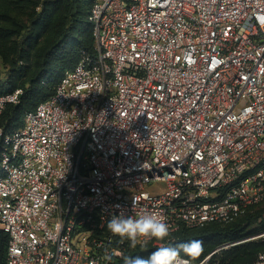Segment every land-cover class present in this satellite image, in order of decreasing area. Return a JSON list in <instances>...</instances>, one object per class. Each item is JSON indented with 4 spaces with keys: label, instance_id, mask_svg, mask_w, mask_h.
Here are the masks:
<instances>
[{
    "label": "built area",
    "instance_id": "built-area-1",
    "mask_svg": "<svg viewBox=\"0 0 264 264\" xmlns=\"http://www.w3.org/2000/svg\"><path fill=\"white\" fill-rule=\"evenodd\" d=\"M89 20L94 51L0 127L7 264H116L113 215L157 213L163 246L264 200V0H94Z\"/></svg>",
    "mask_w": 264,
    "mask_h": 264
},
{
    "label": "trees",
    "instance_id": "trees-1",
    "mask_svg": "<svg viewBox=\"0 0 264 264\" xmlns=\"http://www.w3.org/2000/svg\"><path fill=\"white\" fill-rule=\"evenodd\" d=\"M94 0H0V95L22 89L20 102L7 104L0 127L11 132L23 126L25 116L51 97L81 52H93L95 36L89 13ZM263 205V207H262ZM264 200L230 223H208L182 228L165 245L201 241L203 253L193 264H251L264 251V241L249 239L264 231ZM8 234L0 229V264H7ZM222 247L226 244H232ZM163 245V246H165ZM159 245L128 247L125 256L147 258ZM213 253L216 249H218ZM183 255V253H182Z\"/></svg>",
    "mask_w": 264,
    "mask_h": 264
},
{
    "label": "clouds",
    "instance_id": "clouds-1",
    "mask_svg": "<svg viewBox=\"0 0 264 264\" xmlns=\"http://www.w3.org/2000/svg\"><path fill=\"white\" fill-rule=\"evenodd\" d=\"M0 107H3V104H0ZM106 227L113 237L119 238L120 244L127 241L128 246L133 249L138 245L147 248L153 240L164 242L171 237L174 231L157 213H145L135 218L120 214L113 215L108 220ZM202 253V242L192 241L179 247L167 245L157 247L147 258L125 256L123 264H193Z\"/></svg>",
    "mask_w": 264,
    "mask_h": 264
},
{
    "label": "rangeland",
    "instance_id": "rangeland-1",
    "mask_svg": "<svg viewBox=\"0 0 264 264\" xmlns=\"http://www.w3.org/2000/svg\"><path fill=\"white\" fill-rule=\"evenodd\" d=\"M0 71L2 72V75H4V73L6 72V67H5L1 57H0ZM162 186H163V183H158V184L154 185V188H161ZM262 207H263V205H262Z\"/></svg>",
    "mask_w": 264,
    "mask_h": 264
},
{
    "label": "water",
    "instance_id": "water-1",
    "mask_svg": "<svg viewBox=\"0 0 264 264\" xmlns=\"http://www.w3.org/2000/svg\"><path fill=\"white\" fill-rule=\"evenodd\" d=\"M209 258H207L206 260L202 261V264H207V261H208Z\"/></svg>",
    "mask_w": 264,
    "mask_h": 264
}]
</instances>
